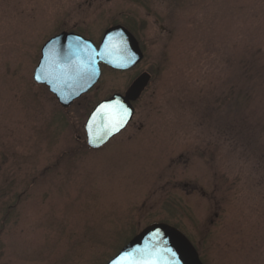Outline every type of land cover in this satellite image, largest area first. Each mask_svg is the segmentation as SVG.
Listing matches in <instances>:
<instances>
[{
  "label": "rangeland",
  "instance_id": "1",
  "mask_svg": "<svg viewBox=\"0 0 264 264\" xmlns=\"http://www.w3.org/2000/svg\"><path fill=\"white\" fill-rule=\"evenodd\" d=\"M114 26L135 70L102 67L69 108L35 83L50 39ZM144 72L131 123L91 152L89 115ZM156 223L203 264H264V0H0V264H107Z\"/></svg>",
  "mask_w": 264,
  "mask_h": 264
},
{
  "label": "water",
  "instance_id": "2",
  "mask_svg": "<svg viewBox=\"0 0 264 264\" xmlns=\"http://www.w3.org/2000/svg\"><path fill=\"white\" fill-rule=\"evenodd\" d=\"M143 58L139 43L123 26L108 29L99 47L80 35L63 32L50 39L43 47L42 58L33 78L38 85L46 86L63 108H69L100 81L101 65L125 72L136 67ZM84 69L87 70L86 73ZM38 75L41 76L40 80L36 79ZM150 79L148 74L141 75L130 86L125 96L116 94L102 101L94 109L85 125L86 142L91 149H101L126 129L134 117L132 102L142 96ZM117 100L128 110L124 116L125 122L118 130L112 126L108 116L101 118L96 115L101 105H110ZM126 252L131 253V258L136 260L150 254L155 264H203L188 238L175 227L165 223H156L145 228L112 260ZM112 260L108 264H111Z\"/></svg>",
  "mask_w": 264,
  "mask_h": 264
},
{
  "label": "snow or ice",
  "instance_id": "3",
  "mask_svg": "<svg viewBox=\"0 0 264 264\" xmlns=\"http://www.w3.org/2000/svg\"><path fill=\"white\" fill-rule=\"evenodd\" d=\"M83 71L85 73L87 72L86 69H84ZM36 79L40 80L41 76H36ZM127 111V108L117 100L110 105H101L100 108L97 109L96 115H99L101 118L108 116L112 122V126L116 130H118L119 127L122 126V124L125 122L124 116L127 115ZM96 115L93 116V120L96 119ZM89 127L91 128V123ZM111 264H155V261L151 260L150 254H145V256L141 260H136L134 258H131V253L126 252L116 259L112 260Z\"/></svg>",
  "mask_w": 264,
  "mask_h": 264
},
{
  "label": "flooded vegetation",
  "instance_id": "4",
  "mask_svg": "<svg viewBox=\"0 0 264 264\" xmlns=\"http://www.w3.org/2000/svg\"><path fill=\"white\" fill-rule=\"evenodd\" d=\"M145 57V56H144ZM144 60V59H143ZM143 62V61H142ZM141 64V63H140ZM140 64H138L136 67H134L133 69H130V70H128V71H125V72H123V73H126V72H130V71H133V70H135ZM103 67V66H102ZM143 74H148V73H141V74H139V76L133 81V83L141 76V75H143ZM148 75H150V74H148ZM150 77H151V75H150ZM151 79H152V77H151ZM151 79H150V82H151ZM150 82H149V84H150ZM149 87V85L147 86V88ZM147 88H146V90H147ZM129 89V88H128ZM127 89V90H128ZM146 90L144 91V93L146 92ZM127 92V91H126ZM126 92L124 93V94H121V95H123V96H125V94H126ZM143 93V94H144ZM142 94V95H143ZM102 102V101H101ZM100 103V102H99ZM136 104V102H132V106H133V108H134V105ZM98 105V104H97ZM96 105V106H97ZM95 106V107H96ZM94 110V109H93ZM90 116V115H89ZM89 118V117H88ZM85 129V128H84ZM84 132H85V139L87 140V135H86V131L84 130ZM123 132V131H122ZM121 132V133H122ZM120 133V134H121ZM118 136V135H117ZM117 136H115V137H117ZM115 137H113L106 145H104L101 149H98V150H93V149H91V148H89L88 147V145H87V143H86V146H87V148L91 151V152H100V151H102L104 148H105V146H107Z\"/></svg>",
  "mask_w": 264,
  "mask_h": 264
}]
</instances>
